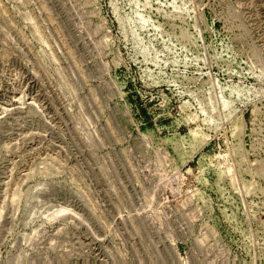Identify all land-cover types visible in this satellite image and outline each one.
<instances>
[{"label": "rangeland", "instance_id": "obj_1", "mask_svg": "<svg viewBox=\"0 0 264 264\" xmlns=\"http://www.w3.org/2000/svg\"><path fill=\"white\" fill-rule=\"evenodd\" d=\"M0 264H264V0H0Z\"/></svg>", "mask_w": 264, "mask_h": 264}]
</instances>
